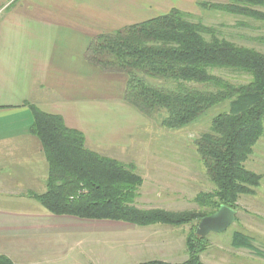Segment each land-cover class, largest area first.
I'll return each instance as SVG.
<instances>
[{"label":"trees","instance_id":"obj_1","mask_svg":"<svg viewBox=\"0 0 264 264\" xmlns=\"http://www.w3.org/2000/svg\"><path fill=\"white\" fill-rule=\"evenodd\" d=\"M199 6L264 22V0H202ZM258 39L264 43V36ZM86 59L100 71L125 74L124 103L168 129H181L209 109L226 106L213 116L210 130L195 140L214 189L196 195L200 210L139 208L135 200L144 179L133 165L89 148L84 132L67 126L61 115L30 104L31 132L40 139L49 163L47 189L33 196L57 215L138 225L191 224L185 261L140 264H205L200 254L208 247V240L195 230L200 220L221 204L237 210L240 196L254 194L263 178L246 162L264 135V52L219 37L200 17L174 7L142 22L95 35ZM218 70L245 73L249 79L234 83L214 73ZM231 244L264 257V249L244 231L235 230ZM0 264L14 263L0 254Z\"/></svg>","mask_w":264,"mask_h":264},{"label":"crops","instance_id":"obj_2","mask_svg":"<svg viewBox=\"0 0 264 264\" xmlns=\"http://www.w3.org/2000/svg\"><path fill=\"white\" fill-rule=\"evenodd\" d=\"M167 3L0 0V254L14 264L179 263L189 257L187 236L176 226L57 215L33 196L47 189L49 163L31 132L30 104L83 132L85 103L102 102L101 71L86 59V34L93 39L176 7ZM216 248L201 252L205 264H242L245 248L221 242Z\"/></svg>","mask_w":264,"mask_h":264},{"label":"rangeland","instance_id":"obj_3","mask_svg":"<svg viewBox=\"0 0 264 264\" xmlns=\"http://www.w3.org/2000/svg\"><path fill=\"white\" fill-rule=\"evenodd\" d=\"M200 1L202 0H167L165 6L176 3V8L190 12L194 18L200 17L204 24L212 26L219 37L264 52V43L258 39L264 36L263 21L222 11H207L199 6ZM240 21L245 24H237ZM90 36L92 37L91 34H86V49L92 39H88ZM205 36L209 37L208 34ZM214 73L234 83H245L249 79L245 73L228 70H218ZM126 82L125 74L100 72L99 96L102 102H86L85 121L80 122L87 146L103 155L133 165L135 171L142 175L144 181L135 200L137 207L170 211L200 210L201 207L195 200L196 195L200 191L213 190L214 184L198 156L195 140L210 130L213 116L226 106L218 105L209 109L196 122L181 129H168L118 100L123 96ZM194 86L203 87L195 84ZM113 99L118 100L116 104L111 102ZM246 165L263 175L261 184L254 194L240 196L237 220L232 225L223 232H210L205 236L208 240L207 248L211 252L216 251L218 242L233 246L231 240L235 230L250 234L254 238V244L264 249V135ZM171 226H176L182 234H186L185 236L191 231V224ZM242 251L241 257L238 258L239 263L264 264V257L256 256L247 248Z\"/></svg>","mask_w":264,"mask_h":264},{"label":"water","instance_id":"obj_4","mask_svg":"<svg viewBox=\"0 0 264 264\" xmlns=\"http://www.w3.org/2000/svg\"><path fill=\"white\" fill-rule=\"evenodd\" d=\"M237 210L221 204L214 213L204 216L196 227V233L205 237L210 232H223L236 220Z\"/></svg>","mask_w":264,"mask_h":264}]
</instances>
